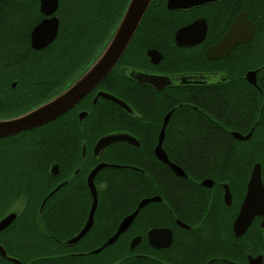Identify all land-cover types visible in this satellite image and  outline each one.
<instances>
[{"label":"flooded vegetation","instance_id":"af4514ba","mask_svg":"<svg viewBox=\"0 0 264 264\" xmlns=\"http://www.w3.org/2000/svg\"><path fill=\"white\" fill-rule=\"evenodd\" d=\"M100 1L57 0L50 8L52 0H0V120L40 106L76 80L57 76L76 63L74 50L63 49L61 60H54L57 42L71 35L89 43L86 25L97 14L91 5ZM181 4L151 0L125 51L94 88L51 121L0 138V221L15 215L0 229V264H75V255L88 256L81 264H106L107 246L118 250L112 264H264V216L248 209L239 218L256 163L264 185V0ZM151 5L155 12L143 23L150 46L143 48L137 29ZM54 19V39L34 47L33 29ZM114 74L132 85L125 95L107 89ZM117 117L126 125L114 124ZM116 133L137 144L112 143L93 153L99 138ZM101 164L110 166L90 179ZM91 180L96 209L110 185L132 208L107 237V223L95 210L88 233L68 245L88 218ZM146 198L117 239L93 252ZM93 228L100 231L87 237ZM90 240L98 245L85 250Z\"/></svg>","mask_w":264,"mask_h":264},{"label":"water","instance_id":"95a60500","mask_svg":"<svg viewBox=\"0 0 264 264\" xmlns=\"http://www.w3.org/2000/svg\"><path fill=\"white\" fill-rule=\"evenodd\" d=\"M151 0H129L127 7L119 20L116 28L114 29L112 35L110 36L108 42L100 51V53L96 56V58L92 61V63L88 66V68L64 91L60 92L57 96L47 100L42 103L40 106L20 115L17 117L1 119L0 120V138L16 134L18 132L26 131L32 129L34 127L43 125L52 119L58 117L62 113L66 112L70 109L74 104H76L86 93H88L92 88H94L114 67L117 63L123 52L125 51L127 45L129 44L143 14L145 13L147 7L149 6ZM173 1L182 2L181 5H191V3H195L196 0H169V3ZM187 2V3H185ZM57 0H52L51 7H56ZM240 20L235 22V25H238ZM189 28V27H188ZM233 29L229 32V34L225 38V42L232 36ZM57 30V21L47 20L43 21L39 25H37L31 34V41L34 43V47L40 48L45 46L47 43L51 42ZM187 30L181 29L176 34V39L180 40L184 38V33ZM41 33V36L37 37L38 34ZM223 42V41H222ZM37 44V45H35ZM180 44V43H179ZM214 48H210L212 51ZM149 55L156 54L154 51H148ZM145 80L150 84H154L152 81V77L144 76ZM165 83H170V80L165 78ZM164 83V84H165ZM97 96H100L108 101H111L124 109L127 112H130V108L126 103L117 99L113 95L105 92H99ZM162 132L159 134V141L161 140ZM117 142H126L129 144H137V141L134 137L130 136L126 133H116L111 135H106L98 139L96 142L93 153L96 154L98 150ZM155 151H160V145L155 148ZM110 165L101 164L95 166L91 170L90 179L93 178L95 173L104 167H108ZM176 171L177 168L172 166ZM260 164L256 163L253 165L250 177L247 184V192L245 195L244 202L242 204L241 212L239 214V218L242 219L244 215V211L250 209L251 211L260 209L261 215L264 216V185L261 183V170ZM91 206L88 218L82 228L78 231V233L67 240L66 244H76L80 241V239L88 233L92 224H93V215L97 207L98 198L97 193L94 191L93 183L91 180ZM150 199H142L136 209L126 217H124L120 224L118 225L115 233L110 236L101 247L95 249L93 252H98L102 248L107 245H111L118 237V235L123 232L131 223L138 210L144 206ZM252 215V212H251ZM14 214H10L4 219L0 221V229L2 227H6L11 223L14 218ZM0 253L4 255L3 249L0 247ZM17 262V261H16ZM18 264H20L18 262Z\"/></svg>","mask_w":264,"mask_h":264},{"label":"trees","instance_id":"16d2710c","mask_svg":"<svg viewBox=\"0 0 264 264\" xmlns=\"http://www.w3.org/2000/svg\"><path fill=\"white\" fill-rule=\"evenodd\" d=\"M129 0H114L111 2V0H101L97 5L93 4L91 5V13L95 12L96 14V19L91 20L89 24L86 25V22H81L82 24L84 23L89 29L88 34L89 35V43L86 41V37L81 36L80 38H76L72 40L73 36L69 35L67 37H62L60 41L57 42V48L55 49V59L61 60V57L63 56L62 50H68L70 51H76L75 56L73 57V61L75 60V66L70 69L60 68L57 71V76H59V79H68V81H73L74 79H77L85 70L84 66L88 63V61H93L96 56L100 53V51L103 49V47L106 45L108 42L110 36L112 35L114 29L116 28L119 20L121 19L127 4ZM153 5V4H152ZM152 5L148 8L144 18L142 19L137 31H139L141 34V40L137 44L138 46H141L143 48L150 46V43L148 42L147 39V34L145 31V28L143 27V23L147 19V15L150 14L151 12H155L153 10ZM154 7V5H153ZM94 14V15H95ZM69 23V24H68ZM78 23V22H77ZM67 26L70 25V22H66ZM75 25V22H74ZM66 26V27H67ZM85 26V30H86ZM65 27V29H66ZM64 29V30H65ZM61 37V36H60ZM60 39V38H59ZM87 43V44H86ZM133 40L130 44L132 46ZM134 45V44H133ZM53 54V55H52ZM50 53L47 61L53 60L54 53ZM85 59V60H84ZM80 60L82 62L84 60V65L78 69L77 68V61ZM84 70V71H83ZM68 71V72H67ZM51 75V74H50ZM49 76V75H48ZM109 79H112L115 81L114 85H107V89L110 90L112 93L121 95L126 92L127 88H131V84L127 83V81L119 74H114L109 77ZM71 81V82H72ZM125 95V94H124ZM130 99V98H127ZM132 104L134 105L135 102L130 100ZM140 110L141 113V108H137ZM129 118V117H128ZM114 121V124L118 125L119 127H122L121 125H126L124 122H120V118L117 117ZM75 139H79L78 132L76 131L75 133ZM123 170H118V169H108L107 172H119ZM117 189V187L114 185H110L104 192H102L98 204V209H96V219L98 220L100 217H102L103 220H105L106 228H104V233L105 236H109L111 232L114 230L113 224H115L119 218L127 213L131 208L130 202H122L120 203V194ZM81 204V203H80ZM77 230V229H75ZM100 231L99 228H93L90 233L87 235V237H90L93 235V233H98ZM104 235V234H103ZM99 238V235L96 236V238ZM105 237V238H106ZM103 240V239H102ZM102 242V241H100ZM98 245V243L90 240L89 244H86L85 250H89L91 248H94ZM113 246H107L104 250L106 253V264H112L115 262L116 257L114 256V253H116L118 250H112ZM31 251L35 252L36 247L32 246ZM93 257V256H92ZM88 258V256H81V255H75V264H81V260ZM91 258V257H89ZM60 261V260H58Z\"/></svg>","mask_w":264,"mask_h":264},{"label":"rangeland","instance_id":"374dc122","mask_svg":"<svg viewBox=\"0 0 264 264\" xmlns=\"http://www.w3.org/2000/svg\"><path fill=\"white\" fill-rule=\"evenodd\" d=\"M29 25V24H28ZM19 203H21V202H19ZM19 203H16V205L14 206V208L16 207V208H18L17 206L18 205H20ZM13 208V207H12Z\"/></svg>","mask_w":264,"mask_h":264}]
</instances>
